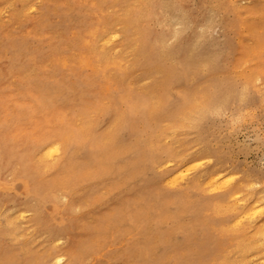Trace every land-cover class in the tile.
<instances>
[{
    "label": "rangeland",
    "instance_id": "obj_1",
    "mask_svg": "<svg viewBox=\"0 0 264 264\" xmlns=\"http://www.w3.org/2000/svg\"><path fill=\"white\" fill-rule=\"evenodd\" d=\"M225 1L218 9L214 0H166L162 29L144 22L145 0H0V264H53L56 253L64 255L57 264H264V95L258 102L252 93L264 88L261 28L223 47L233 40L223 23L234 19L224 9L243 17L264 0ZM91 2L114 36L105 51L122 57L134 100L147 103L142 115L125 118L123 104L111 107V85L77 66L69 32L81 30L77 14L88 20ZM147 32L158 33L163 52L219 58L213 78L227 79L232 97H251L244 116L230 121V104H217L199 133L189 129L180 117L187 106H173L184 99L172 57L143 72ZM52 46L67 50L61 73L49 58L30 57ZM15 60L21 73L9 79ZM196 89L190 105L201 99ZM51 141L57 153L41 157L50 146L38 147ZM213 170L219 177L209 183ZM70 219L72 229L60 231Z\"/></svg>",
    "mask_w": 264,
    "mask_h": 264
},
{
    "label": "bare ground",
    "instance_id": "obj_2",
    "mask_svg": "<svg viewBox=\"0 0 264 264\" xmlns=\"http://www.w3.org/2000/svg\"><path fill=\"white\" fill-rule=\"evenodd\" d=\"M183 1V0H182ZM186 1V0H184ZM214 8L222 7V3L225 0H214ZM232 0H226L225 2H231ZM166 3V0H145V3L142 5L143 20L144 22L148 20H156V24H158L161 28L163 26L162 19V10ZM90 7V15L88 20L82 14H77L78 25L77 28H81V30L77 29L75 31H70V35L73 37V43L71 48L77 47L78 55L76 58L77 66L84 70L83 68H90V72L94 77L100 82H106L111 85L110 87V103L112 108H116L118 105L123 104L126 107V116L125 118H129L132 112H137L139 115H142L145 108L147 107V103L145 100L142 101V104H137V101L134 100V96L132 95L133 89L131 88L133 82L130 81L129 78L124 76V63L122 61L121 56L110 57L105 51V44H107L114 36L111 32L108 31V28L105 27L104 15L101 10H99L95 3L91 2L89 4ZM97 8V9H96ZM237 10L233 7L224 9V12L228 14L231 12L234 15V19L225 21L223 23V29L225 32L230 33L233 37L232 41L226 39L223 43V47L230 48L234 45L240 47L243 45L245 35H252L258 27L261 28L260 35L264 36V1L261 3L259 8L253 7V9L246 8L245 14L243 17H240L236 12ZM121 16H126V12L118 13L114 15L115 21L121 19ZM164 29V28H162ZM140 41V55L142 59L143 72L146 74L151 70L152 67L158 69L159 64H164L168 58L174 60L172 62V70L170 72V77L172 83L178 84L179 91L182 92L181 96H183L184 101L179 104H173L174 108H180L182 105L187 106L189 115H181L180 117L186 123L190 124L188 126L189 129H193L199 133L201 123L206 117L207 111L214 108L217 104H225L229 105L230 108V121L240 120L244 116V112L246 111V106L251 105V97L248 99L246 95V90L243 92L231 96V87L229 81L227 79L217 80L213 78L212 74L219 70L221 62L218 61L219 58H214L212 55H208L206 52L201 50L194 55V59H185L184 54L180 57L181 51L177 50L179 46H172L171 52L167 53V51L163 52L162 46L160 45V39L158 33L147 32L145 37H142ZM208 48V46H205ZM62 49L59 50V52ZM49 53L46 54H32L31 59L38 60L39 58H49L53 63V67L57 69L60 73L68 66H70V60L67 57L66 51L63 50L61 55H57V49L52 46L49 48ZM181 53V54H180ZM176 55V56H174ZM187 55H190L187 53ZM212 56V57H210ZM176 61H175V58ZM6 76L7 78H11L15 75H19L21 73L20 66L17 60L11 61L8 65ZM179 68V69H178ZM176 69V70H174ZM143 74V73H142ZM195 74L202 77L200 82H194L193 78ZM113 75L122 76V81L120 84L114 83L112 81ZM210 75V76H209ZM137 77H141L137 75ZM180 78V80H179ZM136 80V79H135ZM202 83V84H201ZM199 85L200 90L202 91L201 96H199L196 103L192 102V105L189 103L188 96H195L198 91L196 88ZM217 91L221 92L220 96H217ZM209 93V95H204V93ZM252 93H256L258 102L262 100V96L264 95V88L253 90ZM231 98V99H230ZM123 118V119H125ZM50 146V147H49ZM47 149L46 153H43L41 157L53 156L57 153L58 149L55 145L54 141L46 142L45 144L38 147L39 153L42 152L45 148ZM91 153L90 155L95 154L98 149L94 147V142H90L88 145V149ZM149 150V147L146 151ZM146 155H149V151L145 152ZM148 157V156H147ZM153 159V158H151ZM193 159L186 160L187 162H192ZM2 167V166H1ZM1 169V168H0ZM219 171L213 170L207 176L208 182H216L219 177ZM174 180V179H173ZM174 181H171V184ZM34 194L39 197L40 202L46 199V196H43L38 190H34ZM119 218L117 215L113 217L114 219ZM35 223L42 222V216L35 215L34 217ZM132 222L131 220H129ZM74 222L72 219L68 220V223L65 226L60 228V231H69L74 226ZM9 225H11L9 223ZM11 227V226H10ZM87 247V246H86ZM81 250V253L85 252ZM64 255L63 254H54L50 257V261L53 264H57L62 261ZM68 257V256H67ZM72 257V255H71ZM70 257V258H71ZM74 260V259H73ZM69 264H74L72 260H69Z\"/></svg>",
    "mask_w": 264,
    "mask_h": 264
}]
</instances>
